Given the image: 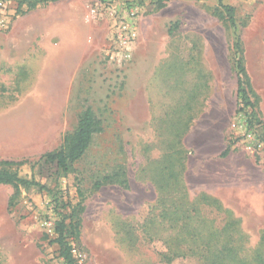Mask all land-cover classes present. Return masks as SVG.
<instances>
[{"label":"rangeland","instance_id":"rangeland-1","mask_svg":"<svg viewBox=\"0 0 264 264\" xmlns=\"http://www.w3.org/2000/svg\"><path fill=\"white\" fill-rule=\"evenodd\" d=\"M224 1L235 27L217 0H116L138 9L129 59L109 20H85L92 0L14 11L0 29L1 167L45 188L0 184V264H63L53 190L78 222L77 264H264V150L242 139L232 50L237 34L264 131V0ZM86 105L102 129L63 173L43 153ZM114 173L126 184L103 181Z\"/></svg>","mask_w":264,"mask_h":264},{"label":"trees","instance_id":"trees-1","mask_svg":"<svg viewBox=\"0 0 264 264\" xmlns=\"http://www.w3.org/2000/svg\"><path fill=\"white\" fill-rule=\"evenodd\" d=\"M49 1L58 0H16V11L20 13L24 11V9L30 10L37 7L38 5L48 3ZM154 1L158 5H161L164 0ZM217 2L227 17L229 24L235 27V8L229 4H226L224 0H217ZM240 41L239 35L235 34L234 41L232 43L233 62L236 69L235 110L237 113L242 114L247 130L254 133L256 139L261 142L262 149L264 150V131L262 128V121L258 117L255 110L254 101L251 99L249 91H247V89L250 87V82L240 56ZM101 129L102 120L99 118L91 105H86L78 116V122L75 130L72 133L65 135L60 148L46 152L45 154L43 153L44 161L49 164H54V166L63 173L68 172L71 164L80 159L86 149L89 147L94 134L101 131ZM227 153L228 149H225L222 155L224 156ZM6 162L7 161L4 163ZM1 164L2 162L0 161V184L12 185L15 188L19 186H38L45 188L43 185L33 179H27L18 175V173L15 171L1 167ZM103 181L109 182L111 184H126V180H119L118 173L105 175L103 177ZM101 183L103 182L100 180L96 181L97 186ZM51 194L54 205L53 209L57 214V218L53 224L54 238L51 241L57 245L58 257L63 260V264H77L76 258L73 254L71 241H69L74 237L76 231L79 228L78 222L75 219V213L73 210L69 214L60 213L63 212V207H66V204L62 199V195L61 193L57 192V190L51 191Z\"/></svg>","mask_w":264,"mask_h":264},{"label":"built area","instance_id":"built-area-1","mask_svg":"<svg viewBox=\"0 0 264 264\" xmlns=\"http://www.w3.org/2000/svg\"><path fill=\"white\" fill-rule=\"evenodd\" d=\"M116 0H92L93 5L86 9L84 18L86 21H96L98 18H104L111 22L109 39L115 44V49L124 59H129L132 46L138 36V15L136 7L116 8ZM15 7L13 0H0V29H5L14 15ZM242 133V139L246 141V149L253 152L257 148H262L261 142L246 126ZM235 130L241 128L240 124L233 122Z\"/></svg>","mask_w":264,"mask_h":264},{"label":"crops","instance_id":"crops-1","mask_svg":"<svg viewBox=\"0 0 264 264\" xmlns=\"http://www.w3.org/2000/svg\"><path fill=\"white\" fill-rule=\"evenodd\" d=\"M62 1H64V0H58V2H62ZM39 6V5H38ZM35 7L36 8V10H43V8H40V7ZM34 8V9H35ZM66 17V19L67 20H69V16L67 15V16H65ZM24 18H26V17H24ZM27 19V18H26ZM57 20V18L55 19V18H53L49 13H47V16H41L40 18H39V23L41 24V25H44V26H49L48 28H49V30H51V32H55V21ZM69 23H70V21H69ZM65 26H66V22L64 21V28H65ZM12 30H15L14 28L12 29ZM6 34L7 33H4V34H2V35H0V40H3V39H5L6 37ZM223 148V147H222ZM222 150V149H221ZM221 152V151H220ZM208 159V158H207ZM259 171L260 172H258L260 175H264V168L262 167L261 169H259Z\"/></svg>","mask_w":264,"mask_h":264}]
</instances>
